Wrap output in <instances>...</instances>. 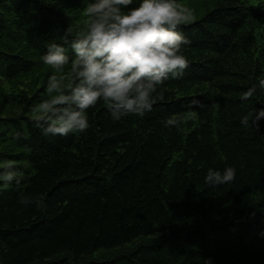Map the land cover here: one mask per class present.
Returning <instances> with one entry per match:
<instances>
[{
	"label": "trees",
	"instance_id": "obj_1",
	"mask_svg": "<svg viewBox=\"0 0 264 264\" xmlns=\"http://www.w3.org/2000/svg\"><path fill=\"white\" fill-rule=\"evenodd\" d=\"M87 4L0 0V169L21 180L0 183V264H264V120L240 123L264 106L259 89L241 100L264 79V0H204L181 26L187 69L143 117L114 121L99 102L86 132L44 136L32 109L54 70L41 57L81 30ZM226 166L233 182L204 183Z\"/></svg>",
	"mask_w": 264,
	"mask_h": 264
},
{
	"label": "clouds",
	"instance_id": "obj_2",
	"mask_svg": "<svg viewBox=\"0 0 264 264\" xmlns=\"http://www.w3.org/2000/svg\"><path fill=\"white\" fill-rule=\"evenodd\" d=\"M137 4L138 6L132 7ZM83 27L74 35L66 29L60 42H50L41 59L54 70L46 98L32 109V121L44 136L84 133L90 127L89 109L102 102L112 120L143 117L163 99L166 81L183 76L189 61L182 48L190 42L181 26L194 22L193 11L179 0H88ZM65 71L66 66H69ZM264 91V79L241 96L248 101ZM264 106L241 117L243 127L260 131ZM169 118L166 126H177ZM236 169L208 168L204 183L210 188L236 179ZM21 180L9 162L0 169V183ZM18 204L43 208L42 196L21 195Z\"/></svg>",
	"mask_w": 264,
	"mask_h": 264
},
{
	"label": "rangeland",
	"instance_id": "obj_3",
	"mask_svg": "<svg viewBox=\"0 0 264 264\" xmlns=\"http://www.w3.org/2000/svg\"><path fill=\"white\" fill-rule=\"evenodd\" d=\"M200 1L202 2V5L201 4L199 5ZM203 2L204 0H196V1L193 0L189 3H183V4L189 7L193 11L195 17L197 16L196 14H199L204 10L205 6H203Z\"/></svg>",
	"mask_w": 264,
	"mask_h": 264
}]
</instances>
